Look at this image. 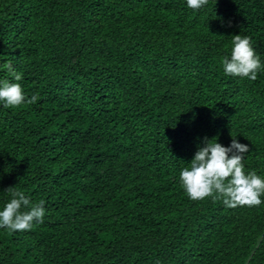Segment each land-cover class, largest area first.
<instances>
[{
	"label": "trees",
	"instance_id": "1",
	"mask_svg": "<svg viewBox=\"0 0 264 264\" xmlns=\"http://www.w3.org/2000/svg\"><path fill=\"white\" fill-rule=\"evenodd\" d=\"M236 34L264 61V0H0V65L36 96L0 105V206L15 186L46 209L0 228V264H264V203L179 183L204 137L264 175V70L220 63Z\"/></svg>",
	"mask_w": 264,
	"mask_h": 264
},
{
	"label": "clouds",
	"instance_id": "2",
	"mask_svg": "<svg viewBox=\"0 0 264 264\" xmlns=\"http://www.w3.org/2000/svg\"><path fill=\"white\" fill-rule=\"evenodd\" d=\"M206 0H186V6L199 9ZM228 56L221 58V66L226 75L255 80L258 72L264 70V61L252 46L247 35H232ZM13 77L12 81L0 79V105L16 107L36 100L26 96L19 83L21 75L13 69L11 63L0 65ZM249 146L232 137L224 146L218 143V137H204L201 146H197L190 162L179 172V183L192 200L205 197L222 198L229 207L236 205H260L264 203V175L255 170L245 171L242 163ZM11 197L0 206V228L10 231L30 230L34 224L42 223L46 209L44 201H30L22 191L14 187L7 189Z\"/></svg>",
	"mask_w": 264,
	"mask_h": 264
}]
</instances>
